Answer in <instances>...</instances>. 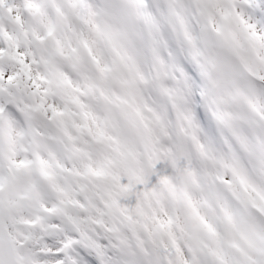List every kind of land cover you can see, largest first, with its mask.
Listing matches in <instances>:
<instances>
[{"label":"clouds","instance_id":"obj_1","mask_svg":"<svg viewBox=\"0 0 264 264\" xmlns=\"http://www.w3.org/2000/svg\"><path fill=\"white\" fill-rule=\"evenodd\" d=\"M0 264H264V0H0Z\"/></svg>","mask_w":264,"mask_h":264}]
</instances>
